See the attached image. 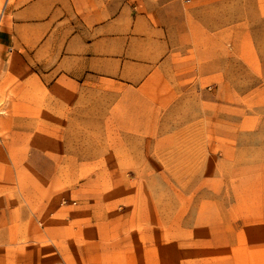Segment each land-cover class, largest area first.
<instances>
[{"label":"rangeland","instance_id":"rangeland-1","mask_svg":"<svg viewBox=\"0 0 264 264\" xmlns=\"http://www.w3.org/2000/svg\"><path fill=\"white\" fill-rule=\"evenodd\" d=\"M49 3L55 69L0 52V264H264V0Z\"/></svg>","mask_w":264,"mask_h":264},{"label":"crops","instance_id":"crops-1","mask_svg":"<svg viewBox=\"0 0 264 264\" xmlns=\"http://www.w3.org/2000/svg\"><path fill=\"white\" fill-rule=\"evenodd\" d=\"M56 10V6L53 3L50 4L49 0H30L20 5V7L11 8L9 12L11 15L10 24L7 22V24L0 29V52L3 53L6 51V48H13L15 45H19L25 52H27L28 49L34 48L31 55L36 57V61H27L25 63L26 66L30 68V70L39 69L42 71L44 68L48 67L54 70L57 63L52 61L50 64L49 62L50 58L54 59V50L48 49L47 51L45 46L49 44V40L54 36V32H57L58 28H60L55 17L58 13ZM2 11L3 9H1L0 14ZM55 24L57 27L56 30L54 29ZM55 53L57 55L55 61H58L60 52L56 50ZM20 55L23 56V53ZM46 64L49 66L45 67ZM13 66L18 65L16 64ZM25 74L29 75V72ZM36 74L39 75L38 72H36ZM56 79H58V77L55 78V80ZM0 229L7 231L8 227L1 226ZM4 240H7V238L4 237Z\"/></svg>","mask_w":264,"mask_h":264}]
</instances>
